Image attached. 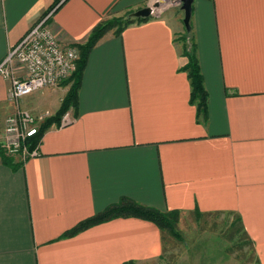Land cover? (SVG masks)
<instances>
[{"label":"crops","instance_id":"1","mask_svg":"<svg viewBox=\"0 0 264 264\" xmlns=\"http://www.w3.org/2000/svg\"><path fill=\"white\" fill-rule=\"evenodd\" d=\"M55 1L0 0V61L50 9L60 43L80 46L98 24L155 0ZM167 9L91 47L74 119L43 131L38 156L20 167L0 156V264L159 257L160 229L137 217L61 238L123 197L180 214L233 213L264 264V0L193 1L188 34L206 91L199 119L183 70V14ZM9 83L0 76V128L17 107L54 115L69 87L13 103Z\"/></svg>","mask_w":264,"mask_h":264},{"label":"built area","instance_id":"2","mask_svg":"<svg viewBox=\"0 0 264 264\" xmlns=\"http://www.w3.org/2000/svg\"><path fill=\"white\" fill-rule=\"evenodd\" d=\"M174 2L171 0L170 4L175 5ZM162 4L154 9L152 16H159L167 8ZM52 10L43 15L0 61V76L10 82L7 89L10 101L17 102L34 91L58 86L76 70L80 58L79 46L76 43H60L48 23ZM16 109L4 119L0 132V155L25 162L39 155V142L29 149L28 140L38 133L47 114L34 115L25 109ZM73 119L68 109L62 114L59 126H66Z\"/></svg>","mask_w":264,"mask_h":264},{"label":"rangeland","instance_id":"3","mask_svg":"<svg viewBox=\"0 0 264 264\" xmlns=\"http://www.w3.org/2000/svg\"><path fill=\"white\" fill-rule=\"evenodd\" d=\"M165 7L169 10L180 9L178 4L168 3ZM180 12L183 14L181 9ZM129 13L131 12L111 18L123 20L128 18ZM182 36L185 38L181 39ZM179 39L191 52L193 44L190 36L184 32ZM60 90L63 92L64 87ZM40 92V90L34 91L29 96L38 95ZM60 94L58 90L57 95ZM29 96L22 98L24 100ZM16 110L15 108L14 111ZM2 129L3 127L0 128V132ZM175 225L179 238L164 231L161 233L160 256L136 264H259L251 238L240 228L237 216L233 213L211 212L196 215L194 212H184L179 215Z\"/></svg>","mask_w":264,"mask_h":264},{"label":"trees","instance_id":"4","mask_svg":"<svg viewBox=\"0 0 264 264\" xmlns=\"http://www.w3.org/2000/svg\"><path fill=\"white\" fill-rule=\"evenodd\" d=\"M56 0L55 2H58ZM130 14V13H129ZM126 19H116L109 18L102 23L98 24L90 33L87 41L79 46L80 49V58L77 61L76 70L71 75L70 78L62 81L60 84L68 85V90L63 96L61 100V104L54 115L48 116L45 118L43 123L41 124L38 133L28 140L29 149L35 147V145L39 142L43 131L52 124V122L59 124L61 115L67 111L70 107L74 106L76 101L77 90L79 88L80 80L84 65L86 63L87 55L91 47L101 38L108 30L115 28L116 32H120L123 28L133 22H141L146 20L147 18L137 17L132 18L129 17ZM186 34L189 31H185ZM189 35V34H188ZM185 36H182L181 39H184ZM193 46V45H192ZM183 55H185L188 59L186 65L183 70L187 73L188 79L190 81L191 86V103L196 105L197 111V119L200 116L205 115L206 108V91L203 87L202 77L198 65V61L196 59L194 46L192 51H188L186 46L183 45ZM5 163L8 165H15L20 167L23 165L24 161L17 159L16 162H13L12 157H8L5 155H0ZM196 215H200L202 213L195 211ZM180 215L178 210H167L160 211L153 207H148L141 205L129 198H121L119 203L115 205H111L105 208L102 212L96 213L92 216H89L81 221H79L76 225L65 231L61 238L71 237L76 235L77 233L101 222H105L107 220H111L116 217H137L144 220L151 221L154 223L163 233L164 231H168V233L176 238H179V234L176 228V221ZM242 228V227H240ZM121 264H136L133 260H128Z\"/></svg>","mask_w":264,"mask_h":264},{"label":"water","instance_id":"5","mask_svg":"<svg viewBox=\"0 0 264 264\" xmlns=\"http://www.w3.org/2000/svg\"><path fill=\"white\" fill-rule=\"evenodd\" d=\"M193 1L194 0H175L174 2L180 5V9L183 11L182 22L187 31L190 30V17H191V12H192ZM161 3H162V0H155L151 5H147L145 7L137 9L136 11L131 12L129 14V17H132V18L150 17L154 14V9L158 8Z\"/></svg>","mask_w":264,"mask_h":264},{"label":"bare ground","instance_id":"6","mask_svg":"<svg viewBox=\"0 0 264 264\" xmlns=\"http://www.w3.org/2000/svg\"><path fill=\"white\" fill-rule=\"evenodd\" d=\"M163 4L162 5H167L168 3L171 2V0H162Z\"/></svg>","mask_w":264,"mask_h":264}]
</instances>
